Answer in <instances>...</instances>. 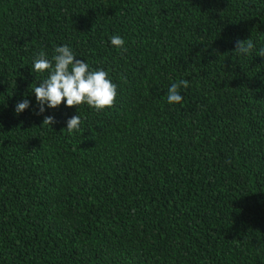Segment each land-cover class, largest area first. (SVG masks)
<instances>
[{"label":"trees","instance_id":"obj_1","mask_svg":"<svg viewBox=\"0 0 264 264\" xmlns=\"http://www.w3.org/2000/svg\"><path fill=\"white\" fill-rule=\"evenodd\" d=\"M65 44L112 107L36 115ZM262 48L264 0H0V264H264Z\"/></svg>","mask_w":264,"mask_h":264},{"label":"clouds","instance_id":"obj_2","mask_svg":"<svg viewBox=\"0 0 264 264\" xmlns=\"http://www.w3.org/2000/svg\"><path fill=\"white\" fill-rule=\"evenodd\" d=\"M110 43L117 49L124 48L125 41L121 36L110 37ZM254 48L251 39L237 40L234 50L237 55L249 54ZM126 51V48L124 49ZM260 57H264V48L260 49ZM33 73L48 72L47 77L39 80V84L32 88L37 104L39 105L36 115L45 112L48 108H57L64 103L67 107L87 104L96 111L110 108L114 105L117 97V87L109 79L104 69L92 70L89 64L82 59H77L72 48L68 45L57 46L51 59L47 58L44 51L36 54L31 65ZM189 87L188 79L174 82L167 89V103L179 104L183 100L181 88ZM30 101L23 99L17 102L15 113L19 114L29 108ZM56 123L55 117L44 116L42 124L51 126ZM81 128V117L73 115L67 120L66 129L69 133L79 131Z\"/></svg>","mask_w":264,"mask_h":264}]
</instances>
